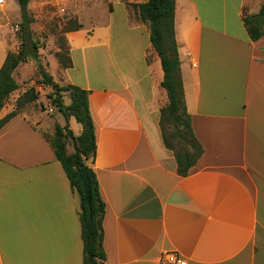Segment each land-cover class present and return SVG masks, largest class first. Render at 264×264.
Segmentation results:
<instances>
[{
  "label": "crops",
  "instance_id": "0c3cea01",
  "mask_svg": "<svg viewBox=\"0 0 264 264\" xmlns=\"http://www.w3.org/2000/svg\"><path fill=\"white\" fill-rule=\"evenodd\" d=\"M145 1L28 5L36 19L74 18L64 32L71 65L58 64L54 80L89 92L106 264H171L165 252L187 264H264V37L252 40L244 22L264 0H176L186 107L204 149L188 175L163 139L168 94L136 7ZM21 22L19 1L0 0V68L19 49ZM25 89L10 94L0 119ZM37 110L24 107L0 129V264H83L80 197L50 142L57 123L75 137L82 125Z\"/></svg>",
  "mask_w": 264,
  "mask_h": 264
},
{
  "label": "trees",
  "instance_id": "16d2710c",
  "mask_svg": "<svg viewBox=\"0 0 264 264\" xmlns=\"http://www.w3.org/2000/svg\"><path fill=\"white\" fill-rule=\"evenodd\" d=\"M21 10L22 22L20 33L22 46L17 50H10L0 68V111L6 104L10 94L19 87L14 72L22 63L30 57L36 58L37 44L35 41H27L31 37L30 23L32 19L29 12L30 0H18ZM139 17L149 24L151 41L154 49L160 55L164 69L162 86L167 90L168 102L162 107L160 125L166 146L175 153L178 172L188 175L194 168L204 149L197 139L191 122V115L187 111L184 84L181 72V59L179 44L176 37L175 8L176 0H146L137 3ZM244 22L250 38L258 40L264 37V3L256 14L246 15ZM59 62L62 67L71 65L68 51L58 52ZM42 83L52 88L49 95L52 103L64 113L66 117L74 116L82 125V132L74 137V152H67V143L70 135L68 126L56 125L50 142L54 148L58 160L61 162L74 190L80 197V221L83 240V264H106V252L104 249L103 221L106 212V204L101 196L96 172L88 165L96 155L95 127L89 107V92L73 84L60 85L53 77L42 72ZM67 93L71 102H64V94ZM38 98L35 86L28 88L16 102L15 108L0 119V129L22 109ZM73 136V135H71ZM86 166L91 187V202H88L78 169ZM93 256L91 260L89 257Z\"/></svg>",
  "mask_w": 264,
  "mask_h": 264
},
{
  "label": "rangeland",
  "instance_id": "374dc122",
  "mask_svg": "<svg viewBox=\"0 0 264 264\" xmlns=\"http://www.w3.org/2000/svg\"><path fill=\"white\" fill-rule=\"evenodd\" d=\"M30 17L32 22L30 23V32L31 37L27 41H35L38 48L36 58L30 57L23 65L21 72H18L16 78L19 84L25 87V91L31 86H35L38 98L34 103L29 104L28 106L35 107L38 113V118H41L44 121L56 122L66 121L64 113L60 111L51 101L49 95L52 94V88L49 85L42 83V72H46L51 75L54 79H60V67L58 52L66 51V40L64 32L72 27L74 24V18L67 20L61 16H55L52 20L47 21L44 18L36 19L32 11L29 9ZM33 27V28H32ZM23 31L20 29L17 30L19 48L22 46V41L20 38V33ZM60 67H59V65ZM61 80V79H60ZM57 82L56 80H54ZM60 85H65L60 84ZM65 101L68 100L67 93L64 94ZM50 106L53 107L54 111L49 112ZM73 123H77L76 120H73ZM58 124V123H57ZM56 124V125H57ZM78 124V123H77ZM68 126V125H67ZM70 129V128H69ZM71 130V129H70ZM73 137L78 134V131H72ZM72 142L71 140H69Z\"/></svg>",
  "mask_w": 264,
  "mask_h": 264
},
{
  "label": "water",
  "instance_id": "95a60500",
  "mask_svg": "<svg viewBox=\"0 0 264 264\" xmlns=\"http://www.w3.org/2000/svg\"><path fill=\"white\" fill-rule=\"evenodd\" d=\"M67 133L70 136L72 135V132L70 129H67ZM78 172H79L80 179L82 181V185H83L87 200H88V202H91V198H92L91 187H90V179H89L87 167L83 166V167L79 168ZM89 258L92 260L93 256H90Z\"/></svg>",
  "mask_w": 264,
  "mask_h": 264
},
{
  "label": "built area",
  "instance_id": "2783aa9c",
  "mask_svg": "<svg viewBox=\"0 0 264 264\" xmlns=\"http://www.w3.org/2000/svg\"><path fill=\"white\" fill-rule=\"evenodd\" d=\"M53 111V107L50 106L49 112ZM162 258H164L168 263L171 264H187L186 260L175 252H165L163 253Z\"/></svg>",
  "mask_w": 264,
  "mask_h": 264
}]
</instances>
